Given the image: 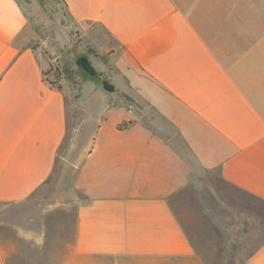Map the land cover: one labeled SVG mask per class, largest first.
I'll use <instances>...</instances> for the list:
<instances>
[{"label": "crops", "instance_id": "0c3cea01", "mask_svg": "<svg viewBox=\"0 0 264 264\" xmlns=\"http://www.w3.org/2000/svg\"><path fill=\"white\" fill-rule=\"evenodd\" d=\"M61 1L114 91L77 64L51 84L26 7L0 0V202L49 180L78 111L69 264L190 261L202 213L238 264H264V0ZM190 187L211 202L185 203Z\"/></svg>", "mask_w": 264, "mask_h": 264}, {"label": "rangeland", "instance_id": "374dc122", "mask_svg": "<svg viewBox=\"0 0 264 264\" xmlns=\"http://www.w3.org/2000/svg\"><path fill=\"white\" fill-rule=\"evenodd\" d=\"M19 1L29 14V28L25 31L28 44L38 48L46 60L50 59L51 67H46L45 72L50 81L58 84L63 70H71L76 58L87 49L85 45L90 51L95 50L83 38L77 40L75 32L80 30L69 19L61 0ZM92 114L91 109L86 119L90 121ZM72 118L69 136L49 180L24 201L0 202V252L6 264H69L66 260L71 255L75 236V202L81 196L74 188L79 152L75 148L70 150L72 129L81 118L80 112L77 111ZM86 137L84 129L83 136L76 141L79 147ZM183 192L185 203L198 204L201 209L211 202L210 195L200 193L194 187ZM195 211L198 213V210ZM201 216V223L196 226L200 229L196 233L199 239L195 241L199 246L197 256L190 261L187 258H172L153 264H238L234 253L241 250V242L234 239V234L218 231L217 225L204 224L207 218L203 213ZM224 246L227 248L224 249ZM225 250L227 258L220 257L219 254ZM94 264L147 263L133 257L112 256L99 257Z\"/></svg>", "mask_w": 264, "mask_h": 264}, {"label": "trees", "instance_id": "16d2710c", "mask_svg": "<svg viewBox=\"0 0 264 264\" xmlns=\"http://www.w3.org/2000/svg\"><path fill=\"white\" fill-rule=\"evenodd\" d=\"M76 64L89 76L96 77L100 80L101 85L104 87L107 91H114V86L111 85L107 79L101 78L98 71L95 69V67L92 65L91 61L86 55H80L76 58ZM51 84L57 85L55 82L50 81ZM59 89H61V85H57Z\"/></svg>", "mask_w": 264, "mask_h": 264}]
</instances>
